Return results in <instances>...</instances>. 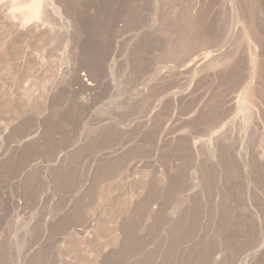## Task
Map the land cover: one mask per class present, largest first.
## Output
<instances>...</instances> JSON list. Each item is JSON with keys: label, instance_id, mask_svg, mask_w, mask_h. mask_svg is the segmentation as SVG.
<instances>
[{"label": "rangeland", "instance_id": "1", "mask_svg": "<svg viewBox=\"0 0 264 264\" xmlns=\"http://www.w3.org/2000/svg\"><path fill=\"white\" fill-rule=\"evenodd\" d=\"M261 37L264 0H0V264H264Z\"/></svg>", "mask_w": 264, "mask_h": 264}, {"label": "bare ground", "instance_id": "2", "mask_svg": "<svg viewBox=\"0 0 264 264\" xmlns=\"http://www.w3.org/2000/svg\"><path fill=\"white\" fill-rule=\"evenodd\" d=\"M34 4V3H33ZM32 4V5H33ZM33 8V7H32ZM34 9V8H33ZM246 9V8H245ZM36 10V8H35ZM35 10H33L35 12ZM214 13V12H213ZM35 14V13H34ZM215 15V14H214ZM252 16V15H251ZM112 19V18H111ZM90 25V24H89ZM116 25V24H115ZM261 42L264 46V37L262 38L261 37ZM201 51V50H200ZM198 52L195 54V56L193 57V59L189 62V64L187 65V69L189 68H196V67H199V66H202L204 64L205 66V63L210 60V57L213 56L211 52ZM219 51V50H218ZM186 69V70H187ZM197 69V68H196ZM193 70V69H192Z\"/></svg>", "mask_w": 264, "mask_h": 264}]
</instances>
